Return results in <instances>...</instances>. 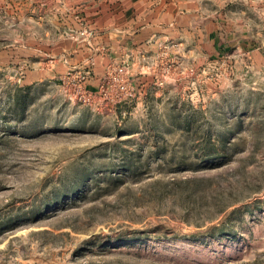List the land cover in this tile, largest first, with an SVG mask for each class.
Masks as SVG:
<instances>
[{
	"label": "rangeland",
	"instance_id": "rangeland-1",
	"mask_svg": "<svg viewBox=\"0 0 264 264\" xmlns=\"http://www.w3.org/2000/svg\"><path fill=\"white\" fill-rule=\"evenodd\" d=\"M0 264H264V0H0Z\"/></svg>",
	"mask_w": 264,
	"mask_h": 264
}]
</instances>
